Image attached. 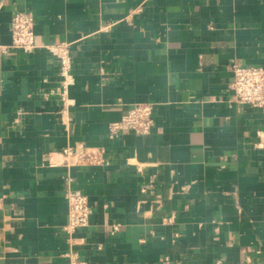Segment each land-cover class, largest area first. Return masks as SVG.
<instances>
[{
  "label": "crops",
  "instance_id": "crops-1",
  "mask_svg": "<svg viewBox=\"0 0 264 264\" xmlns=\"http://www.w3.org/2000/svg\"><path fill=\"white\" fill-rule=\"evenodd\" d=\"M21 12L36 48L0 53V264H264V111L231 88L234 65L264 68V0H0V47ZM139 103L151 132L110 140ZM80 145L109 166H64ZM69 186L93 212L72 237Z\"/></svg>",
  "mask_w": 264,
  "mask_h": 264
},
{
  "label": "built area",
  "instance_id": "built-area-1",
  "mask_svg": "<svg viewBox=\"0 0 264 264\" xmlns=\"http://www.w3.org/2000/svg\"><path fill=\"white\" fill-rule=\"evenodd\" d=\"M34 29L35 19L32 13L21 12L14 15L10 25L12 44L9 47H0V53H7L9 49L21 50L25 53L33 52L36 48ZM49 50L60 64L61 79L59 87L51 92L59 96L64 105H69V90L75 85L70 47L63 43L49 47ZM232 71L234 82L231 88L235 94V101L240 105H248L264 111V68L234 65ZM153 112L154 107L151 104L134 105L119 121L109 125L108 138L114 140L124 132L148 135L154 126ZM61 156L64 159L63 164L67 168L109 166L110 164L105 157L104 150L86 148L82 145L66 147ZM4 200L5 196L0 195V210ZM66 201L68 222L64 227V232L72 237L78 230L89 225L93 212L88 198L81 191L72 189L70 186L66 192ZM116 231H118L117 227L114 228V232ZM66 256L69 259V264H86L79 259V255L76 253ZM166 260L168 261V259Z\"/></svg>",
  "mask_w": 264,
  "mask_h": 264
}]
</instances>
